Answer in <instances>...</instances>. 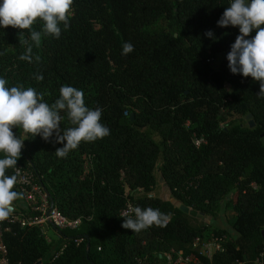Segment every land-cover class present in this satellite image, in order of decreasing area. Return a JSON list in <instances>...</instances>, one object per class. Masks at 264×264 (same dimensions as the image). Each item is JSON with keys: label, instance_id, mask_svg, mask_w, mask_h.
Returning a JSON list of instances; mask_svg holds the SVG:
<instances>
[{"label": "trees", "instance_id": "16d2710c", "mask_svg": "<svg viewBox=\"0 0 264 264\" xmlns=\"http://www.w3.org/2000/svg\"><path fill=\"white\" fill-rule=\"evenodd\" d=\"M230 2L73 0L69 27L59 25V38L42 34L39 46L29 40L31 63L19 59L27 47L20 40L42 31L43 22L37 19L23 37L19 29L0 28L6 87H32L49 105L61 86L75 87L86 107L101 109L100 123L110 130L58 158L55 150L63 145L53 142L55 133L45 141L13 129L25 139L16 166L34 175L49 206L82 223L74 231L55 230L64 248L52 254L39 228L10 225L3 234L8 264H166L164 255L172 251L197 256L195 239L225 237L202 218L231 194L236 236L210 261L199 259L256 264L262 256L264 264V98L257 95L258 81L229 70L226 57L239 30L217 21ZM125 42L134 50L122 55ZM60 114L63 131L72 125ZM201 138L205 143L195 147L193 140ZM12 174L13 168L6 170ZM157 175L179 207L153 194ZM126 200L159 209L166 226L139 233L122 228Z\"/></svg>", "mask_w": 264, "mask_h": 264}, {"label": "clouds", "instance_id": "9594fccd", "mask_svg": "<svg viewBox=\"0 0 264 264\" xmlns=\"http://www.w3.org/2000/svg\"><path fill=\"white\" fill-rule=\"evenodd\" d=\"M73 0H0V28L19 29L23 37L24 30H30L39 19L43 22L42 31H30L28 38L20 40L27 45L19 59L32 62V46L29 40L39 46L42 34L60 37L63 24L69 27V14ZM218 27H237L239 34L227 54L228 67L232 74L251 77L259 82L258 97L264 98V0H231L217 21ZM255 31V35L247 38ZM205 35L214 38L211 31ZM133 45L125 42L122 55L133 51ZM39 60V57H36ZM35 79L41 81L42 75ZM8 81L0 78V222L14 212V201L23 198V193L14 189L21 176L17 160L20 158L23 141L14 134L20 129L25 136L36 135L48 141L55 133L54 143L62 144L56 148L55 155L65 158L69 152L77 149L83 142H94L110 134V130L100 123V108L89 109L84 103V93L72 86H61L59 98L51 105L44 102L43 93H37L32 87H6ZM61 112H65L72 125L61 130ZM62 133V134H61ZM15 169L14 174L6 175V170ZM133 214L124 218V229L139 233L152 226L165 227L168 217L159 209L151 207L130 209Z\"/></svg>", "mask_w": 264, "mask_h": 264}, {"label": "built area", "instance_id": "2783aa9c", "mask_svg": "<svg viewBox=\"0 0 264 264\" xmlns=\"http://www.w3.org/2000/svg\"><path fill=\"white\" fill-rule=\"evenodd\" d=\"M248 38H251L248 37ZM205 141L201 139L193 140V145L199 147ZM20 168L21 176L19 182L15 185L18 192L23 193V198L19 199L24 205V210H18L14 205V212L6 220L0 222V264H8L7 250L3 242V234L9 231V226L17 224L20 228L37 227L42 235H46L45 229L49 230H77L82 223V219H68L60 214L56 208L50 210L47 198L42 188L36 184L34 175L28 170ZM15 169H13V174ZM134 208L129 200H126L124 208L120 211V216L127 218L133 215L130 209ZM47 240V239H46ZM226 238L220 235H211L206 240L195 239L193 242V249L197 250L198 255L190 254L184 256L181 252L172 251L165 254L164 258L168 264H202L199 257L211 260L215 253L222 251V244ZM47 242H49L47 240ZM83 242V239L76 241V244ZM64 248L62 245L60 252ZM57 253L54 259L60 254ZM262 257V256H261ZM261 257L256 261V264H263ZM137 264H143V261L136 259Z\"/></svg>", "mask_w": 264, "mask_h": 264}, {"label": "rangeland", "instance_id": "374dc122", "mask_svg": "<svg viewBox=\"0 0 264 264\" xmlns=\"http://www.w3.org/2000/svg\"><path fill=\"white\" fill-rule=\"evenodd\" d=\"M218 61L213 62V66H216ZM157 185L153 190V194L164 201H171L175 205H179V203L171 196L169 190L163 183L161 177L157 175ZM230 200L222 203L219 209L213 213L211 216H207L202 218V221L209 225L212 230L223 231L225 234V238L231 239L236 236L234 229L232 228V224L234 222V213L232 210V203L234 202L235 195H230ZM18 210H24L25 205L19 200L15 204ZM45 238L51 243L50 254L54 253L59 247L63 245L62 240L58 237L55 230H46Z\"/></svg>", "mask_w": 264, "mask_h": 264}, {"label": "water", "instance_id": "95a60500", "mask_svg": "<svg viewBox=\"0 0 264 264\" xmlns=\"http://www.w3.org/2000/svg\"><path fill=\"white\" fill-rule=\"evenodd\" d=\"M133 117V116H132ZM250 126H253V123L250 122ZM53 208V205L51 204L50 205V210ZM180 210L186 214H189L190 216L192 217H196L197 216V213L196 212H193V211H190L188 208H185L183 206H180ZM57 232H60L59 230H57Z\"/></svg>", "mask_w": 264, "mask_h": 264}, {"label": "crops", "instance_id": "0c3cea01", "mask_svg": "<svg viewBox=\"0 0 264 264\" xmlns=\"http://www.w3.org/2000/svg\"><path fill=\"white\" fill-rule=\"evenodd\" d=\"M170 202H171V201H170ZM171 203H172L174 206L179 207V205H175L173 202H171ZM49 230H52V231H53V229H51V228H50ZM48 243H49V242H48ZM166 264H168L167 261H166Z\"/></svg>", "mask_w": 264, "mask_h": 264}]
</instances>
